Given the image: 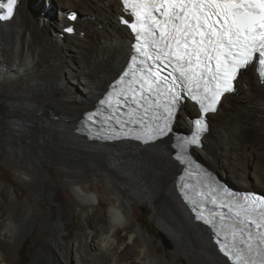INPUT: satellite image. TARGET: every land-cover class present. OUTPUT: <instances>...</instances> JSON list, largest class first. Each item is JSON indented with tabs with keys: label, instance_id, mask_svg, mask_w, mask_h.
<instances>
[{
	"label": "bare ground",
	"instance_id": "obj_1",
	"mask_svg": "<svg viewBox=\"0 0 264 264\" xmlns=\"http://www.w3.org/2000/svg\"><path fill=\"white\" fill-rule=\"evenodd\" d=\"M121 8L118 0H18L13 18L0 22V150L24 159L33 173L17 168L18 179L59 212L57 222L43 216L49 235L30 264H229L177 189L182 166L173 135L190 133L193 105H180L170 131L147 143L91 141L78 131L130 58L133 38L118 23ZM262 82L254 65L240 71L190 153L241 191L264 194V135H249L264 131ZM47 162L68 180L66 199L60 185L37 177ZM16 199L15 190L0 187V264H18L38 222L33 198ZM138 206L152 211L172 242L173 263L153 255L152 239L134 223Z\"/></svg>",
	"mask_w": 264,
	"mask_h": 264
},
{
	"label": "snow or ice",
	"instance_id": "obj_2",
	"mask_svg": "<svg viewBox=\"0 0 264 264\" xmlns=\"http://www.w3.org/2000/svg\"><path fill=\"white\" fill-rule=\"evenodd\" d=\"M16 3L17 0H0V21L13 18ZM122 3L138 22H143L129 25L134 32L142 33L145 24L148 25L149 36H152L155 29H159V36L154 37L152 43L166 57H175V68L182 76L185 75V67L181 61L191 65L194 57L197 67L204 64L211 81L215 82L214 88L205 87L204 90L205 93L211 91L212 97L209 99L206 95L204 100H200L193 95L192 98L198 100L205 114L216 110L215 106L225 92L234 90L233 81L242 68L254 60L264 67V0H122ZM155 13H159L164 19H159ZM71 19H76L75 14ZM66 30L71 32L73 29L69 27ZM138 38L143 40L144 36L141 34ZM141 48L142 46L138 45L137 51L141 52ZM155 59L161 60V56L156 55ZM213 59L216 62L215 70L211 66ZM155 75L159 77V68ZM160 79L167 81V77ZM175 79L173 77V82ZM204 83L208 85L210 82ZM151 87L150 83L149 89ZM168 91L171 92V88ZM132 99L134 103L139 104L135 96ZM177 99L178 96H173L172 103ZM134 111L131 110L129 115ZM166 111L171 118V109L166 108ZM89 119L92 120L93 117ZM196 126L198 132L204 131L206 127L203 119L196 121ZM198 139L197 136L193 142H198ZM190 202L196 204L194 200ZM252 202L264 206V200L257 198ZM241 207L245 218L233 224L231 240L229 241L228 234L218 233L222 235V240L218 241L220 250L232 264H264V232L257 231L254 235L249 227L250 224H255L257 229L264 227V211L253 219L252 213ZM255 211L256 209H252V212ZM213 215L224 219L221 213ZM199 218L205 219L202 214ZM205 222L212 223L206 219Z\"/></svg>",
	"mask_w": 264,
	"mask_h": 264
},
{
	"label": "rangeland",
	"instance_id": "obj_3",
	"mask_svg": "<svg viewBox=\"0 0 264 264\" xmlns=\"http://www.w3.org/2000/svg\"><path fill=\"white\" fill-rule=\"evenodd\" d=\"M99 30H103V29H99ZM239 83L241 85V82ZM238 93L239 92H237V94ZM186 131L188 132V130ZM249 135L253 139H258L259 136L261 137L264 135V131H260L257 129H249ZM258 141H263V140L260 139ZM42 165L46 166L49 169V175H47V171L42 166V169L40 172H38L37 177L41 181H46L48 184L52 186H54V184L60 185L62 188L61 195L63 198L66 199L68 196H70L66 186L68 180L62 176L60 169H58V166H56L54 162H52L51 164H48L47 162L46 164H42ZM17 168L33 173L29 165H27V163L24 161V159L15 157L14 155L4 154L0 150L1 189L5 188L9 191L15 190L16 194L18 195V199L15 200V203H18L20 200L33 198L32 203H29V205L32 207L34 213H36L34 215H36V221L38 222L36 224V227L31 230L30 235L26 238V241L23 243L18 254V258H19L18 264H30L34 254L38 250L42 238L44 236L49 235L48 228L41 226L42 224H48L49 222L48 219H46L45 221V219H43V216L51 214L49 223H53V222H57L59 212L53 205L40 200L35 190L31 189L30 187L25 185L21 180L18 179L16 175ZM67 175H70V172H67ZM81 177L82 179L84 178L83 175H81ZM82 181L85 182L86 180H82ZM240 188L250 189V187H244V188L240 187ZM257 193L261 194L260 192ZM133 214L135 218L134 223L139 224L142 230L146 231L150 236V238L152 239L153 255L159 257H163L165 255L168 258L169 262L173 263V256L175 255L174 246L168 238L165 237L163 238L162 236L163 234L158 229L156 222L151 219L152 211L147 207L138 206V207H134ZM68 216L71 218V221H74L75 223L76 213L74 211H71L68 213ZM67 222L69 223V221ZM182 259L183 258H180L179 262H177L176 264H181L182 261L185 262L184 264H187L186 261Z\"/></svg>",
	"mask_w": 264,
	"mask_h": 264
},
{
	"label": "water",
	"instance_id": "obj_4",
	"mask_svg": "<svg viewBox=\"0 0 264 264\" xmlns=\"http://www.w3.org/2000/svg\"><path fill=\"white\" fill-rule=\"evenodd\" d=\"M181 134L182 132H179V131H175V133L174 134ZM198 161L199 162H201L203 165H205V163H203L201 160H199L198 159ZM206 167H208L207 165H205ZM219 177V179H221L229 188H231V189H233V190H235V191H241L239 188H236L235 186H233L231 183H229L228 181H226V180H224V179H222L220 176H218ZM261 193V192H260ZM263 196H264V194L263 193H261Z\"/></svg>",
	"mask_w": 264,
	"mask_h": 264
}]
</instances>
